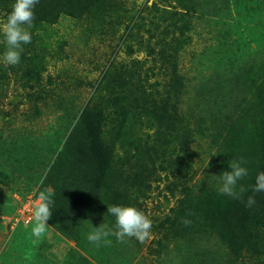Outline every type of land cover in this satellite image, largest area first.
<instances>
[{"label": "rangeland", "instance_id": "rangeland-1", "mask_svg": "<svg viewBox=\"0 0 264 264\" xmlns=\"http://www.w3.org/2000/svg\"><path fill=\"white\" fill-rule=\"evenodd\" d=\"M153 2L165 8L168 17L178 16L163 0H97L83 11L85 15L56 12L58 16L52 21L28 28L32 40L22 45L19 64L5 65L0 60V264L8 263L3 256L8 249L21 264H134L137 260V264H155V245L166 239L173 222L170 208L185 211L182 221L192 218L195 225H203L208 202L236 200L220 194L217 182L219 171L229 169L228 163L234 159L246 161L242 166L248 171L243 182H237V191L254 182L255 167L264 152V90L254 95V86L264 83V73L252 77L250 61L258 56L255 52L264 54V11L252 0H229L222 9L225 17L219 20L200 5L198 19H189L193 27L182 38L180 49L162 42L154 50H147L139 37L154 30V26H147L150 13L144 10ZM134 14L141 22L143 19L139 25L146 31L140 35L126 27ZM6 16L0 11V20ZM127 31L133 34L124 40ZM127 44L134 49L131 54L124 51ZM5 49L0 35V57ZM152 58L164 61L161 69ZM141 63L143 70L154 67L145 75L164 78L156 90L147 93L146 101L147 94L141 91L145 75L138 76L131 70L139 65L141 68ZM192 64H200V69L192 72ZM238 67L244 74L238 73ZM231 73L241 98H237L233 122L227 126L222 118L226 109L212 102L215 93L211 90L217 85L198 84L197 79L200 75L215 79ZM153 81L149 78L148 84ZM198 90L211 100L202 113L196 111L204 102ZM39 92L44 98L38 97ZM44 94L60 95V99L49 106L51 98ZM76 110L75 119L66 118L68 112ZM81 114L83 125L75 130L84 152L87 129L96 132L102 145L108 147L109 140L115 144L108 164L101 161L96 177L98 206L91 205L85 218L86 231L89 234L101 224L115 231V217L107 207L134 206L152 221L144 242L128 237L120 242L110 235V243L93 244L89 252L55 230L49 221L41 236L32 233V206L37 199H33L32 191L44 182V175ZM214 128L226 136L218 145L208 137ZM158 134L165 139L164 155L159 157ZM183 147L185 152L180 154ZM147 152L152 153L155 165ZM171 154L178 155L185 166L169 174L161 164L169 167L166 161ZM169 241L172 244L173 240ZM126 243L120 255L119 248ZM262 258L259 256L258 264H264Z\"/></svg>", "mask_w": 264, "mask_h": 264}, {"label": "trees", "instance_id": "trees-1", "mask_svg": "<svg viewBox=\"0 0 264 264\" xmlns=\"http://www.w3.org/2000/svg\"><path fill=\"white\" fill-rule=\"evenodd\" d=\"M163 1L167 6L174 8L178 13V16L168 17V11L165 10V8H160L158 2H153L151 5L145 7L144 10L149 11L151 19L147 26H154L152 33L147 36L141 35L139 37L142 39L141 44L145 45L147 50L149 48L154 50V48L161 45L162 42H170L180 49L184 44L182 38H185L186 33L192 29L191 27H193V24H189V19L193 18V16L196 20L198 19L197 12L199 11L198 8L200 5L206 8L207 13L217 16V18L221 20L223 16L225 17L222 12L223 6L229 2V0L227 2L226 0H173L175 1L174 3L169 0ZM255 1L256 3L252 0V3L257 6L258 9L264 11V0ZM13 3L14 0H0V11H5L6 14H8L11 11ZM96 3L97 0H39V3L36 4L33 9L34 20L32 25L44 21L50 22L57 17L60 12L68 13L74 17H80L85 15V12L83 13L84 10L86 11L87 8L89 9ZM175 3H177V5ZM132 5L135 6L134 3ZM178 8H180L179 11ZM101 10L102 9H98V12ZM56 12H58L57 15ZM94 17L97 19L96 13L94 14ZM142 22L134 14L130 23L126 27L130 28L129 30L135 35H140V32L144 33V31H146L143 28V25H139L142 24ZM135 25L136 27H134ZM161 26L163 28H161ZM133 33H131V35ZM131 35L129 34V31H127V36H125L124 40H127L126 38ZM216 49L217 46L212 52ZM124 51L127 54H131L134 49L130 44H127ZM255 53L258 55L255 56V60H253V62L248 60L251 63L250 66L252 65L250 69L252 73L250 75L252 77L255 74L260 75L261 73H264L262 70V67L264 66V54L259 55V53ZM246 58L248 59L249 57ZM153 61L155 66L156 64H159L158 66L161 69L164 61L161 58L153 59ZM139 68L140 65L136 69L131 70H133L138 76H143L148 70H152L151 68L154 67H148L143 70V63H141V68ZM238 68V73L244 74L240 69L241 67ZM189 69H192V72L198 71V69H200V64H196L194 67L192 64ZM149 78L154 79L153 84H148ZM193 78L196 79L195 77ZM235 79L236 78L232 77V73L231 75L224 74L221 77H215V79L200 75V78L197 79L198 84H201V82H207L217 85L216 89L211 90V92L215 93L213 99H211L213 104H219L222 108L226 109L222 118L227 126L233 122L232 118L234 119V111H236L234 105H236L237 98H241V95L238 94V89L235 88ZM158 80L160 82H158ZM163 80V77H149L145 75L144 81L141 85L142 93L149 94L150 91L156 90V87L160 85ZM209 80L211 81L209 82ZM257 80L258 79H254V81ZM263 86V82L255 85L254 87L256 89L254 90V95L258 91H263ZM201 92L203 93V90H201ZM201 92L199 91L200 99L204 102H201L197 107L196 111L198 113H202L204 109H207V102H211V100H207L203 95L204 93L202 94ZM39 93L38 97L44 98L41 97L43 92ZM148 94L145 101L149 99ZM44 96L49 97L45 94ZM173 96L174 94H171V97ZM242 97L245 103H247V93H244ZM49 98H51V100L47 104L51 106L58 102L57 99H60V95ZM141 101L143 102V100ZM77 112V110L74 112H68L66 118H70V120L75 119ZM145 118L149 122L153 121V118L146 113ZM83 121L84 116L81 114L77 118V122L74 124L71 134L65 139L53 160V163L44 175V182L40 184L37 189L32 191L34 193L32 194V197L33 199L37 198L39 192L44 191L45 189L51 190L54 194L52 197L54 203L51 205L52 215L48 220L49 223L53 224L55 230L59 233L74 240L80 248L90 252L93 243L89 242L87 239L88 232L86 230H88V227L85 218L91 211V205L93 203H95L93 207L98 206L99 180H97L96 177L100 174L102 165L101 161L104 160L106 164H108L111 160L115 144L114 140H109L108 147L102 145L101 141L96 136V132L87 129L83 142L87 147V152H84L81 144L76 138L77 133L75 130V128H79L78 126L83 125ZM208 137L211 138L212 144L218 145L226 136L220 132L219 128H214L209 132ZM158 139L161 144V153L157 155L159 157L160 155H164L163 141L165 139H161L159 134ZM175 148L176 145L172 146V153H174ZM251 148L255 149V146H252ZM185 149V147L179 149L180 154H184ZM146 156L150 159L151 164H156L152 153L147 152ZM247 156L249 157V155ZM258 160L259 164L255 167L257 173L255 174V179H253L254 182L245 189V195H242L241 199H230L226 202L224 201L222 204H220V202L218 204L213 201L208 202L206 204L207 220H205L203 225H195L193 221L190 224L185 225L181 220V216L185 217V214H183L185 211L182 209L180 210L178 207V209L174 207L169 209V214L172 215L173 222L170 225L169 231L166 232V239H163L164 241H157V244L155 245L156 247L154 250H157L155 257L153 256L155 260L154 262H156L155 264L259 263V256L264 257V192H254L253 189L256 176L260 172H264V152ZM166 162L168 164L170 163V166L165 167L162 163L161 167L169 174L173 173L175 170L182 169L185 166V164L182 165V159L176 154L169 155L168 161ZM249 165L250 163L247 164V166ZM214 167H216V165H214ZM224 171H229V169L226 167L220 170L219 175ZM117 179L121 178L117 177ZM138 180L139 179H137V181ZM217 182H220L219 179ZM241 182H243L242 179ZM249 196L255 198V204L251 208L246 207L247 198ZM26 198L24 196V199ZM187 220L190 221L192 218ZM166 222L168 223L169 221L166 220ZM165 226V224H161V227L164 228ZM169 239L173 240L172 244ZM29 241L32 243L31 239ZM127 245L128 243L119 248L120 255L123 253L124 249H126ZM5 254L6 253H4L3 256L8 262L7 264H21L18 261V256H15L11 249L7 250V255ZM130 258L131 256L129 259ZM133 258L134 255H132V259ZM137 262L138 260L134 264H137Z\"/></svg>", "mask_w": 264, "mask_h": 264}, {"label": "clouds", "instance_id": "clouds-1", "mask_svg": "<svg viewBox=\"0 0 264 264\" xmlns=\"http://www.w3.org/2000/svg\"><path fill=\"white\" fill-rule=\"evenodd\" d=\"M39 0H14L11 11L7 16L0 20V35H2L6 49L0 57L5 65L15 66L19 64L22 45L31 43L32 36L27 30L32 26L34 20V7ZM246 161L232 160L228 163L229 171H224L219 175L218 192L236 199H241L245 191L242 187L237 191V182L248 175V171L242 166ZM254 192H264V172H260L256 176ZM53 193L51 190L45 189L40 191L36 201L32 206V216L35 221L32 233L39 237L46 227V222L51 218V205ZM255 204V198L249 196L247 198L246 207L251 208ZM107 212L115 217V231L107 229L104 225L94 227V231L87 235L89 242L95 246H99L101 242L110 243L107 239L110 235L115 236L120 242H124L125 238H135L140 242H144L150 235L152 221L137 207L110 205ZM183 223L188 225L189 220Z\"/></svg>", "mask_w": 264, "mask_h": 264}]
</instances>
